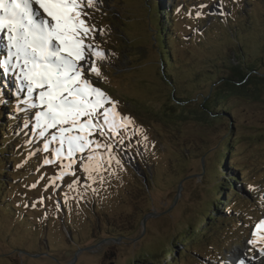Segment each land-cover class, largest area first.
Here are the masks:
<instances>
[{"label":"rangeland","instance_id":"obj_1","mask_svg":"<svg viewBox=\"0 0 264 264\" xmlns=\"http://www.w3.org/2000/svg\"><path fill=\"white\" fill-rule=\"evenodd\" d=\"M246 1L164 0L173 23L167 44L149 10L153 0H98L88 22L99 29L91 43L105 56L96 58L102 75L93 81L127 118L119 128L130 143L126 154L117 146L121 165L113 160L104 183L89 179L87 190L69 189L71 175L53 187L59 162L44 165L45 153L29 143L40 141L26 126L28 115L17 111L9 79L0 111H14L7 117L19 121L20 131L16 123L15 135L10 131L13 120L0 129V264H235L238 251L264 264L257 251L264 241L247 243L259 240L262 233H251L264 219V93L211 101L208 107L218 111L211 122L200 108L229 61L264 71V0ZM228 13L230 22L223 18ZM163 45L171 49L172 79L163 74ZM225 142L234 144L232 158L249 175L237 173L241 193L225 190L222 204L214 202L215 218L196 228L213 210Z\"/></svg>","mask_w":264,"mask_h":264},{"label":"snow or ice","instance_id":"obj_2","mask_svg":"<svg viewBox=\"0 0 264 264\" xmlns=\"http://www.w3.org/2000/svg\"><path fill=\"white\" fill-rule=\"evenodd\" d=\"M97 4L98 0H0V49L4 53L0 56V100L11 79L17 111L28 115L26 126L40 141L29 143L45 153L44 165L59 162L53 187L55 180L68 175L73 177L69 189L83 184L87 190L89 179L102 185L113 160L121 165L117 146L126 154L130 143L119 128L121 123L127 127V118L114 110L116 102L93 81L102 75L96 58L105 56L91 43L99 34L88 22ZM21 93L24 99L19 103ZM80 169L87 175L78 177ZM92 192L98 194L99 189L92 188ZM257 232L262 233L259 240L249 239V245L264 241V219L255 224L251 235L256 237ZM257 251L264 255V248ZM246 261L242 258L238 264Z\"/></svg>","mask_w":264,"mask_h":264},{"label":"trees","instance_id":"obj_3","mask_svg":"<svg viewBox=\"0 0 264 264\" xmlns=\"http://www.w3.org/2000/svg\"><path fill=\"white\" fill-rule=\"evenodd\" d=\"M250 0L246 1V4H249ZM149 10L152 11V14L155 17V21H157L156 25V31L158 33L159 38H161V41H166L168 44H172V41L174 38L172 36H169L167 33L168 29L171 30L170 27H172L173 23L170 18V12L169 9L166 8L164 0H153L152 4L149 5ZM179 10H182L179 9ZM226 22H230L234 18L233 14H226L223 17ZM195 32V30L193 31ZM191 32V34H193ZM231 34H237L236 30H233ZM234 35H232L233 37ZM236 46V44H235ZM240 52L243 53V48L240 44H238ZM162 47V44H161ZM168 46L164 47L163 50L167 54V58L162 57V70L164 71L163 74L166 77H169L172 79L168 66H170V54L171 49H167ZM232 47H230L231 49ZM236 49H232L230 51L231 53L235 51ZM236 54V53H235ZM237 60V59H236ZM168 61V62H167ZM168 79V78H167ZM168 81H170L168 79ZM213 87L210 89V92L207 95H204L202 97V104L200 105L201 111L203 113L202 117L204 120H207V122H211L214 118H216V114L218 113L215 109H210L208 107V103L211 101L215 102L216 99L223 98L229 94H240L243 97L250 98L253 97L254 99L261 98V94L264 93V71H260L258 67H245L244 62L241 60H237L236 63H233L229 61L226 65L225 73L218 78L214 79L212 82ZM5 90V89H4ZM2 100H0V103ZM3 108V105L0 107ZM226 112L232 114L234 112V109L232 107H225L224 109ZM8 113L13 114L14 111H8ZM7 112L4 113L0 111V126L3 131H7L9 127V123L13 120V125L10 126V131L13 130L12 134H14V131L16 130V127L18 126L19 129V121L14 118L7 117ZM206 117V119H205ZM15 123L17 126L15 127ZM18 133H21L19 132ZM3 135V134H2ZM12 136V135H11ZM10 144L5 143L6 148H10ZM223 150H224V157L221 159L222 167L217 170L218 172V180L219 184L217 185V190L215 192V198L211 203V207L213 210L209 209V214L207 215V218L201 219L196 224V228L198 225L200 226L202 223L207 222V220L212 221L215 218V214L217 213L218 207L214 206V202H218V204H222L221 200L222 197L226 194L225 190L227 189H234V178L237 179V173L238 175L242 173H247L246 170H243L242 165L237 161L236 159L232 158L233 154V146L234 144H230L228 142H225L222 144ZM232 153V154H231ZM225 168L228 169V173L225 172ZM234 175V176H233ZM249 175V174H248ZM220 190V191H219ZM248 190V189H247ZM234 194H240L241 191L237 188H235V191H233ZM225 202L227 203V207L229 208V212L232 211V207L228 204V197H226ZM236 212V211H233ZM195 228L193 227V231ZM203 234L202 228L199 229V232L197 234ZM179 244L185 248L186 240L185 237H182L179 241ZM176 251H165L164 254L167 256H174L176 255ZM171 260V259H170ZM169 264H176L174 259L171 260V263Z\"/></svg>","mask_w":264,"mask_h":264},{"label":"bare ground","instance_id":"obj_4","mask_svg":"<svg viewBox=\"0 0 264 264\" xmlns=\"http://www.w3.org/2000/svg\"><path fill=\"white\" fill-rule=\"evenodd\" d=\"M3 54H4V53H3V50L0 49V55H3ZM232 256L236 259V263H235V264H238V261H239L240 259L244 258V256H243V254H242L241 251L234 252V253L232 254ZM257 256H259V257H256L257 259H261V256H260V255H257ZM246 264H253V263L250 262V261H246Z\"/></svg>","mask_w":264,"mask_h":264}]
</instances>
